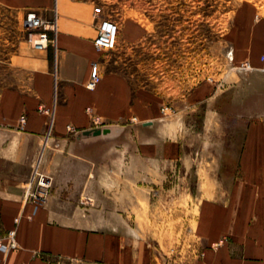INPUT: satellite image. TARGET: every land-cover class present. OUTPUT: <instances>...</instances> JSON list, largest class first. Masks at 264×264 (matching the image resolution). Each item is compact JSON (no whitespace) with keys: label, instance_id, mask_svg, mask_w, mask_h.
I'll return each mask as SVG.
<instances>
[{"label":"crops","instance_id":"obj_1","mask_svg":"<svg viewBox=\"0 0 264 264\" xmlns=\"http://www.w3.org/2000/svg\"><path fill=\"white\" fill-rule=\"evenodd\" d=\"M95 5L92 0H0L20 25L17 40L6 41L5 62L23 73L0 93V239L20 217V245L0 251V259L177 264L152 242L167 238L155 225L152 209L158 207V223L172 214L176 235L190 233L197 251L190 264H264V123L260 114L233 123L224 114L238 103L244 112L260 113L264 17L244 35L240 31L232 47V68L249 61L251 70L225 79L223 87L205 80L169 97L135 86L109 68L94 45ZM27 9L46 17L55 10L58 30L49 48L25 40L21 25ZM125 24L120 42L134 45L150 33L133 15ZM94 63L102 78L89 89ZM236 90L242 98L232 101ZM94 115L109 132L81 135L96 126ZM233 126L242 134H229ZM39 161L53 187L46 204L36 207L25 193ZM152 192L158 196L154 206ZM183 194L192 198L187 205L181 203ZM85 195L91 197L87 205L81 203Z\"/></svg>","mask_w":264,"mask_h":264},{"label":"rangeland","instance_id":"obj_2","mask_svg":"<svg viewBox=\"0 0 264 264\" xmlns=\"http://www.w3.org/2000/svg\"><path fill=\"white\" fill-rule=\"evenodd\" d=\"M92 1L103 5L120 26L116 48L101 50L108 60L109 68L121 72L135 86L161 90L169 97H174L177 93L185 94L205 80L221 84L223 87L225 79L237 77L241 72L232 68L228 52L232 47H237L241 32L244 35L246 31L252 30L260 18L264 17V0ZM15 15L14 11L0 6V93L7 87L15 86L23 77L22 71L5 62L6 41L17 40L20 31ZM129 15L137 17L150 28L148 37L134 45L120 42L121 28L126 25L125 18ZM263 83L264 80L260 78V113L244 112L245 106L238 103L224 113L227 118L231 116L230 123L239 117L250 120L260 114V125H263ZM242 95V91H234L232 101L240 100ZM166 107L168 109L165 111L162 108L164 113L170 108ZM133 121H136V118ZM219 130L222 134V128ZM228 130L232 135L242 134V130L236 126ZM262 130L260 128V131ZM37 170L44 171L40 161L32 167L30 183ZM151 196V206H154L153 202L158 196L153 195V192ZM182 196V205H187L192 199L189 194ZM140 201L148 210V202H144L142 197ZM195 207L194 204V207L188 210L189 215L194 212ZM152 210L157 213L156 228L160 229L162 235H167V238L152 242L163 251L169 262L190 264L197 254L190 233L176 235L177 229L172 221V214L165 216L162 223H158L161 216L158 214L159 209L157 207Z\"/></svg>","mask_w":264,"mask_h":264},{"label":"built area","instance_id":"obj_3","mask_svg":"<svg viewBox=\"0 0 264 264\" xmlns=\"http://www.w3.org/2000/svg\"><path fill=\"white\" fill-rule=\"evenodd\" d=\"M94 16L96 19L97 35L94 39V45L98 50L108 51L115 49L118 43L120 33V26L116 19H114L105 7L101 4H96L94 8ZM22 29L25 40L35 48L47 49L54 43L56 33L58 30L57 15L54 10L52 17H46L42 11L38 9H27L22 19ZM230 63L234 61V51L230 49L228 52ZM264 59V56H263ZM239 71L251 70L253 67L249 61H244L239 65H234ZM102 76L99 67L96 63L92 65L90 79L87 83V88L95 89ZM168 109L164 107L165 111ZM42 112L48 111L45 107H40ZM90 112L92 109L88 108ZM135 119V118H134ZM26 116H21V122H25ZM93 122L96 128L101 124L99 116H93ZM98 125V126H97ZM69 131H74L72 126H68ZM53 187V179L50 175L42 170H37L35 175L27 188L25 199L27 202L33 203L36 207L43 206L48 201ZM91 197L85 195L81 198L83 205L90 203ZM20 217L15 218V226L8 230L4 239H0V251L9 253L19 247V240L17 236V225ZM219 244V243H218ZM56 264H74V259L65 261L63 258L56 259ZM0 264H6L0 259ZM26 264V263H24Z\"/></svg>","mask_w":264,"mask_h":264},{"label":"water","instance_id":"obj_4","mask_svg":"<svg viewBox=\"0 0 264 264\" xmlns=\"http://www.w3.org/2000/svg\"><path fill=\"white\" fill-rule=\"evenodd\" d=\"M109 132L108 128H91L83 131L81 135H100V134H106Z\"/></svg>","mask_w":264,"mask_h":264}]
</instances>
